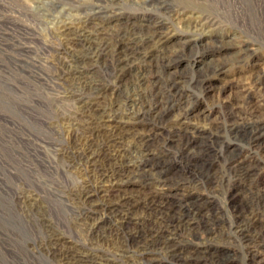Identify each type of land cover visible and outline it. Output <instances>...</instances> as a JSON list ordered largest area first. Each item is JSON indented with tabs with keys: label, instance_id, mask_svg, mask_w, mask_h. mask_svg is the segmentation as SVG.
Listing matches in <instances>:
<instances>
[{
	"label": "bare ground",
	"instance_id": "obj_1",
	"mask_svg": "<svg viewBox=\"0 0 264 264\" xmlns=\"http://www.w3.org/2000/svg\"><path fill=\"white\" fill-rule=\"evenodd\" d=\"M189 1L147 0L132 16L56 0L77 15L56 22L54 43L5 44L15 78L0 77V264H264V74L190 122L228 64L194 68L210 50L201 29L221 23ZM208 1L240 28L214 41L236 49L228 69L260 60L264 0ZM188 14L200 17L180 31ZM173 37L186 40L164 50ZM181 63L190 70H172Z\"/></svg>",
	"mask_w": 264,
	"mask_h": 264
},
{
	"label": "rangeland",
	"instance_id": "obj_2",
	"mask_svg": "<svg viewBox=\"0 0 264 264\" xmlns=\"http://www.w3.org/2000/svg\"><path fill=\"white\" fill-rule=\"evenodd\" d=\"M101 1L109 6L117 8L121 13L135 16L138 14L137 9L143 8L142 6L147 0ZM196 1L199 2V4H202V7L209 6L213 12L218 15V20L221 24H218L217 26H206L201 29L203 41L200 44L204 47H208L210 50L208 51L209 53H207L203 58L204 62L194 66V68L205 70L206 68L214 67L223 62L228 64L225 68L227 72L225 70V73L220 74L216 79H214L211 88L207 90L205 94H203L204 97L201 104L197 105V107L193 110L192 115L194 114V117L191 116L190 122H199L203 124L205 118L203 114H206L204 113L206 107H216L222 102L236 97L239 95V93L241 94V91L244 89L243 86L247 85L253 76L255 77L258 74H264V44H262L260 41L254 42V44H256L254 48L258 50V56H260V60H254L251 62V64L243 68L236 69L231 67L228 69L230 67L229 64L234 62L236 58V49H226L219 52L213 51L212 49L215 47L214 41L218 39L217 37H219V39H221V37L229 38V36L231 38L239 37L240 33L238 31L240 28L234 26L232 23L231 10L228 5H224L223 8H221L216 2L211 3L208 0ZM55 2L56 0H0V77L6 76L9 78L10 76L12 79L15 78V76H12L14 75L13 69L7 58H5L7 55V52L5 51V44H11L13 41H18V39H20L19 42L21 47L25 45L27 48L31 47V50L34 49L32 51L38 52L43 44L48 45V43H54L50 33L56 29L55 24L57 21L63 20L65 16L68 15H77L74 11L70 10L69 5H63L54 8L53 5ZM94 2H96V0H80V3L85 5H89ZM189 2L192 4V6H197L193 0H190ZM77 5L79 4L75 3V6ZM174 10L178 11V8H174ZM199 17L200 16L198 14H188L184 16L182 21L176 25L180 31H188V25L193 23V21L196 23ZM36 19H38L37 21L39 22H37ZM33 21L35 24H37L36 26L34 25ZM96 24H99V20L97 19L90 20L89 22L90 26H95ZM221 25H225L227 27H221ZM25 29L27 31H25ZM27 32L30 35H26L28 34ZM24 35H26L27 38L31 37L32 39H35V41H21V37H24ZM32 35L34 36L32 37ZM185 40L186 38L184 37H173L164 44V50L171 51L176 49L180 46V43ZM172 70H181L180 72L186 73L190 70V67H188L187 63H181L178 65V67L173 68ZM6 71L7 73H5ZM127 77L128 76H126V78ZM261 86H264V82ZM256 91L259 92V90ZM208 117L210 119H217L220 117V114L215 110L211 112L210 116ZM259 154L263 159L264 146L260 150ZM127 189L130 192L138 190L137 186L134 185L128 186ZM218 204L222 206L223 209H226L224 199H218ZM136 212L140 213L141 211L137 210ZM208 236L209 235L206 233L201 232L199 235L197 234L195 241V239L191 238L188 234L182 232L180 233V240L189 243L204 242Z\"/></svg>",
	"mask_w": 264,
	"mask_h": 264
}]
</instances>
